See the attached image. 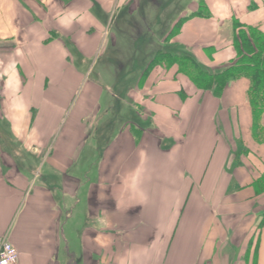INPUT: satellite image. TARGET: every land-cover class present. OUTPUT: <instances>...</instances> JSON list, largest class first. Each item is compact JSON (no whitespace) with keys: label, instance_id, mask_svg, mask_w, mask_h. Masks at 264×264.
I'll return each instance as SVG.
<instances>
[{"label":"crops","instance_id":"0c3cea01","mask_svg":"<svg viewBox=\"0 0 264 264\" xmlns=\"http://www.w3.org/2000/svg\"><path fill=\"white\" fill-rule=\"evenodd\" d=\"M201 3L0 0V238L17 264H264V112L250 81L204 90L178 65L133 63L140 31L172 9L187 20L158 49L206 71L264 45V0ZM123 11L143 15L134 44L113 33ZM106 56L110 75L97 71ZM151 159V184L171 193L159 228L139 197Z\"/></svg>","mask_w":264,"mask_h":264},{"label":"trees","instance_id":"16d2710c","mask_svg":"<svg viewBox=\"0 0 264 264\" xmlns=\"http://www.w3.org/2000/svg\"><path fill=\"white\" fill-rule=\"evenodd\" d=\"M201 5L203 9V0ZM195 16H201L200 12L191 15L190 18ZM186 20L187 18L180 19L174 25L173 29L170 30V33L164 41L167 42L174 38L181 30ZM252 39L254 41L253 37ZM150 40H152V38L146 33L141 36L140 41H138V44H141V47H143L139 52L142 54L141 66L146 67L145 73H148L149 70L161 64L169 66L178 65L179 71L188 76L197 87L211 91L218 89L224 90L230 82L240 78H247L250 81L249 101L254 109L256 120H259L264 112V45L256 44L257 53H249V56L240 58L232 66H228L217 72H209L201 67L192 56L186 54H173V52L169 51L165 46L162 50L157 49L150 54H144L143 49H146L147 46L149 47V44H151ZM137 46L132 47L133 53L138 52ZM133 63L137 64V61L136 63L133 61ZM120 64L121 62H116V66Z\"/></svg>","mask_w":264,"mask_h":264},{"label":"rangeland","instance_id":"374dc122","mask_svg":"<svg viewBox=\"0 0 264 264\" xmlns=\"http://www.w3.org/2000/svg\"><path fill=\"white\" fill-rule=\"evenodd\" d=\"M189 1L191 0H178L180 6H185L186 4L185 3H188ZM179 6V7H180ZM181 10V8L179 9ZM175 12V9H172L171 12L167 13H161V15H159L161 18V24H159V26H155V28L149 32L148 30H142L140 31L139 29V24L141 23V21H143V15H133V17L131 15H128V13L126 11H123L119 14L116 15L115 17V31H113V33H118L116 35V38L120 41V31L122 28H125L127 29V31L125 29H123V31L125 30V33L127 32L128 34V42H131L132 44H134V41L136 40V36H139L138 33L139 31L143 34H146L148 33L149 34V37L152 38V40L150 41H153V43L149 44V47L147 46L146 49L144 48L143 51H144V54H150L152 51H156L158 48H159V43L161 42V39H165L168 34L170 33V29H168V26H171L172 25V21L175 20L176 17H179L180 19L182 18V15L180 14H176L174 13ZM179 19V20H180ZM163 21V23H162ZM155 24L153 23V26ZM123 36V35H121ZM149 41V42H150ZM142 43V42H141ZM144 46V45H143ZM165 46V45H163ZM133 47V45L131 46V48ZM166 47V46H165ZM120 48L124 51L126 50L128 52V47H125V45L122 43V45H120ZM143 47H141V44H138L137 46V50H138V54L137 55V66H141V58H140V53L139 51L142 50ZM107 52H109L107 50ZM125 52V51H124ZM111 55V53H109ZM112 57H110L111 59ZM109 61V62H108ZM107 63H110V60H109V56H106L102 59L99 60V68L97 69L98 72H103V69L102 67L104 66H107ZM116 63V62H115ZM110 71V72H108ZM106 72V70H104L103 73L105 74H113L114 73V67L113 66H110V70H108ZM106 76V75H105ZM104 77V76H103ZM113 80V78L109 77V78H104V82L105 84H108L110 83L111 81ZM134 81V80H132ZM127 84V82H125Z\"/></svg>","mask_w":264,"mask_h":264},{"label":"bare ground","instance_id":"6f19581e","mask_svg":"<svg viewBox=\"0 0 264 264\" xmlns=\"http://www.w3.org/2000/svg\"><path fill=\"white\" fill-rule=\"evenodd\" d=\"M151 163L152 159L144 168L141 180L142 191H140L139 197L148 199L143 204V211L146 214V219L152 222L155 227L159 228L163 222L165 213L169 208L171 193L151 184ZM137 165L138 160L135 159L129 169L133 170L137 167Z\"/></svg>","mask_w":264,"mask_h":264},{"label":"built area","instance_id":"2783aa9c","mask_svg":"<svg viewBox=\"0 0 264 264\" xmlns=\"http://www.w3.org/2000/svg\"><path fill=\"white\" fill-rule=\"evenodd\" d=\"M19 252L6 238H0V264H17Z\"/></svg>","mask_w":264,"mask_h":264}]
</instances>
